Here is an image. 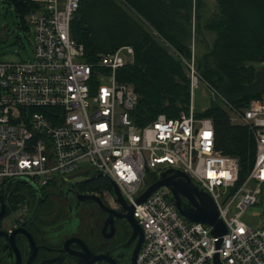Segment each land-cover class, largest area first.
Masks as SVG:
<instances>
[{
    "label": "built area",
    "instance_id": "built-area-1",
    "mask_svg": "<svg viewBox=\"0 0 264 264\" xmlns=\"http://www.w3.org/2000/svg\"><path fill=\"white\" fill-rule=\"evenodd\" d=\"M80 1L29 0L23 22L32 28V55L0 62V191L12 181L3 195L6 232L18 228L29 210L23 201L12 225L3 223L14 192L47 191L64 178L97 170L133 206L143 233L135 264H213L216 253L221 264H264V95L236 108L203 78L193 52L190 58L176 54L189 79L188 112L159 114L137 126L131 112L138 95L116 78L133 49L87 60L83 44L70 34ZM259 66L264 71V61ZM200 82L253 136V165L241 181L237 158L216 148L211 119L193 112L191 97ZM168 168L184 172L211 197L225 234L215 236L211 226L184 219L165 186L135 203L154 182L148 173ZM97 188L120 209L112 190L104 183ZM256 205L261 218L252 228L241 218Z\"/></svg>",
    "mask_w": 264,
    "mask_h": 264
},
{
    "label": "trees",
    "instance_id": "trees-1",
    "mask_svg": "<svg viewBox=\"0 0 264 264\" xmlns=\"http://www.w3.org/2000/svg\"><path fill=\"white\" fill-rule=\"evenodd\" d=\"M3 1L22 21L31 8L29 0ZM204 6L203 0L80 1L70 34L83 44L87 60L123 46L133 49V60L117 70L116 78L131 84L138 95L131 112L137 126L147 125L159 114L176 118L188 112L189 79L176 54L190 58L191 41L201 36L199 41H204V32L215 36L195 55L203 78L236 108L264 95V71L259 66L264 61V0H215L209 18L203 14ZM195 116L211 119L216 148L237 158L243 180L254 158L250 130L231 123L228 112L214 101ZM13 196L16 207L29 203L34 193L20 191Z\"/></svg>",
    "mask_w": 264,
    "mask_h": 264
},
{
    "label": "flooded vegetation",
    "instance_id": "flooded-vegetation-1",
    "mask_svg": "<svg viewBox=\"0 0 264 264\" xmlns=\"http://www.w3.org/2000/svg\"><path fill=\"white\" fill-rule=\"evenodd\" d=\"M93 171L64 178L47 191L34 192L22 223L31 215L37 195L45 199L25 226L30 237H15L17 254L6 243L15 229L6 232L1 221L0 264H87L94 257L129 264L135 247V241H127L130 228L118 219V208L97 188L104 183L112 190L111 184ZM90 177L95 179L86 181Z\"/></svg>",
    "mask_w": 264,
    "mask_h": 264
},
{
    "label": "water",
    "instance_id": "water-1",
    "mask_svg": "<svg viewBox=\"0 0 264 264\" xmlns=\"http://www.w3.org/2000/svg\"><path fill=\"white\" fill-rule=\"evenodd\" d=\"M93 174L101 176L103 173L94 170ZM93 179H95V177H90L86 181H91ZM11 183L12 181L7 183L0 191V223L6 211L3 195ZM163 186L168 188L177 211L188 222L202 223L211 226V233L215 236H221L226 233V227L219 218L217 208L211 197L203 189H200L195 183H193L184 172L177 169L168 168L159 171L155 181L144 188L142 193L135 199V203H142L151 193ZM111 187L115 200L120 204V209H118L117 212L118 219L124 220L130 228V236L127 241H135V247L129 260V264H135L136 255L143 241L142 229L138 225L136 218L133 216V206L125 202L112 182ZM37 193L38 191L36 190V194ZM44 199L45 198L41 199L40 196L37 195V200L31 215L17 229H15L11 235L7 236L6 243L10 246V250L15 254L18 252L15 237L17 235H24L27 236V238L30 237L25 230V226L31 221L33 215L38 212ZM101 261L107 264H117L104 259L103 257H94L87 264H95ZM213 264H221L217 253L213 257Z\"/></svg>",
    "mask_w": 264,
    "mask_h": 264
},
{
    "label": "rangeland",
    "instance_id": "rangeland-1",
    "mask_svg": "<svg viewBox=\"0 0 264 264\" xmlns=\"http://www.w3.org/2000/svg\"><path fill=\"white\" fill-rule=\"evenodd\" d=\"M207 7L211 8L212 0H207ZM32 28L27 26L22 19L15 12L14 7L7 2L0 0V62H18L21 60H28L32 55ZM202 49L196 48V55L201 53ZM213 101L212 96L205 87V85L200 82L199 85L194 89L191 104L193 107V112L195 114H201L206 108H208ZM223 109H225L230 117V122L233 124H240L241 121L230 113L225 106H223L217 98L215 100ZM148 177L155 179L157 174H149ZM23 193L24 191H30L34 193L32 189H21L18 192ZM105 197H108L105 195ZM14 196L10 197L9 201L12 203ZM261 206L256 205L248 209L242 216V221L245 222L252 228H257L260 223L261 218ZM18 214V209L12 207L8 209L7 215L3 221L4 224L8 226L12 225V217Z\"/></svg>",
    "mask_w": 264,
    "mask_h": 264
},
{
    "label": "crops",
    "instance_id": "crops-1",
    "mask_svg": "<svg viewBox=\"0 0 264 264\" xmlns=\"http://www.w3.org/2000/svg\"><path fill=\"white\" fill-rule=\"evenodd\" d=\"M203 1L205 3L203 14H204L205 18H209V17H211L212 12H213V10L215 8V0H212L211 8L207 7V3H208L207 0H203ZM203 35H204L203 36L204 37V41L203 40L201 42L199 41V38H201L202 36L198 37L197 40H192L191 41V52H193L194 57L196 55V52H195L196 48L198 49L200 47L203 50V48L205 46H209L212 43V41L214 39V36H215L214 33H211V32H204ZM201 53H202V51H201ZM132 60H133V58H132Z\"/></svg>",
    "mask_w": 264,
    "mask_h": 264
},
{
    "label": "snow or ice",
    "instance_id": "snow-or-ice-1",
    "mask_svg": "<svg viewBox=\"0 0 264 264\" xmlns=\"http://www.w3.org/2000/svg\"><path fill=\"white\" fill-rule=\"evenodd\" d=\"M208 135H210L209 133H206L205 136L207 137Z\"/></svg>",
    "mask_w": 264,
    "mask_h": 264
}]
</instances>
